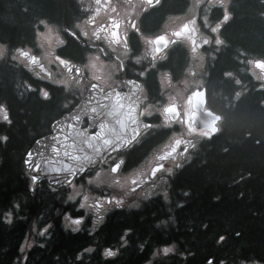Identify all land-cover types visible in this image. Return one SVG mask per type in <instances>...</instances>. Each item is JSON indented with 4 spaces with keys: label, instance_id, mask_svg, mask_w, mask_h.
<instances>
[{
    "label": "trees",
    "instance_id": "1",
    "mask_svg": "<svg viewBox=\"0 0 264 264\" xmlns=\"http://www.w3.org/2000/svg\"><path fill=\"white\" fill-rule=\"evenodd\" d=\"M85 2L0 0V43L6 47L0 105L10 120H0V136L7 137L0 140V264H143L154 253L153 264H264V83L249 73L250 62L264 63V0L228 1L219 29L223 44L207 65L209 106L222 119L219 133L194 147L189 165L172 177L168 201L122 204L94 223L93 232L89 205L84 215L72 213L66 188L33 183L26 171L25 153L62 114L63 87H48L44 99L37 91L41 82L11 56L36 44L40 20L69 27ZM67 216L83 217L81 227L73 231ZM42 222L49 223L46 233ZM119 241L127 242L119 258H105L104 248ZM163 247L173 250L164 256Z\"/></svg>",
    "mask_w": 264,
    "mask_h": 264
},
{
    "label": "flooded vegetation",
    "instance_id": "2",
    "mask_svg": "<svg viewBox=\"0 0 264 264\" xmlns=\"http://www.w3.org/2000/svg\"><path fill=\"white\" fill-rule=\"evenodd\" d=\"M105 3L111 7H104ZM226 4L227 0H151V5L146 3V0H101L100 5H97L95 0H86L79 17L69 27L64 25L60 27L58 34L64 43L57 46L58 56L70 60L72 66L80 67L82 70L90 56H100V62L97 63L95 70H84L80 75L60 65L59 72L49 78L41 73V71L52 73L49 68L42 64L32 65L34 72H30L31 77L37 78L43 85L38 87V93L40 94L41 89L51 93L48 87L56 89L61 85L53 80L66 81V84L74 88L73 94H67V97L73 99L72 107L85 100L91 84H96L104 93L128 94L129 99L136 91V99L140 103L139 113H144L139 116L152 125L142 131L137 138L138 142H133L126 149L113 153L104 163L85 175L94 170H107L113 162L119 163L120 167L117 173L112 174L134 173L139 168L146 167L153 153L169 140L174 138L168 149H163L162 153L157 155V161L160 156L170 152L175 140L190 141L193 145L192 140L197 134L201 136L200 133H207L204 129H196L192 123V94L194 90L206 89L210 85V81H207L210 70L206 66V60L217 53L216 48L219 44L216 41L217 39L221 41L219 27L226 19L224 12ZM97 8L98 12L95 11ZM94 12L95 22L88 23V16ZM131 20H135L138 32L131 28ZM114 23H119L118 30L112 28ZM98 28L99 39L92 35ZM105 28L118 31L119 40L113 43L111 36L103 30ZM82 32H87L88 35H81ZM177 32L179 35H176ZM157 35H164L167 42L158 45L148 43V40H153ZM125 40L128 44L127 53L124 48ZM75 45L78 47V53H74V58H71L69 52L76 48ZM156 47L160 48L159 52L154 51ZM133 57H139V61ZM121 62L124 68L117 70V65ZM99 65L102 67L101 70ZM94 75L100 79H94ZM195 78L198 85L194 87ZM77 80L79 84L76 83ZM29 86V91H35L32 85ZM62 87L65 88V85ZM206 99L209 103L207 92ZM63 105L64 102L62 114L52 120L60 118L65 113ZM166 106L173 107H169L170 113L164 114L163 108ZM207 108L206 104L204 109ZM165 115L169 119L165 120ZM87 125L88 122L84 119L83 127ZM190 128L193 130L189 131ZM183 147H189L188 143L177 147L175 152L163 160L169 162L180 156L177 163L181 164V167H176L175 171H181L189 165V151L183 152ZM141 151L140 155H131ZM151 178L154 177L151 175ZM155 178H159L156 184L160 186L163 176L157 174ZM160 187V190H165L163 185ZM108 190L100 188V191H95L97 199L102 201L100 198L104 194L126 195L125 200L134 195L112 190L107 192ZM89 221L92 222V218ZM125 247H127L125 241H119L113 249L105 247L103 253L105 249L115 253L114 256L105 258L118 259L120 251ZM154 259L151 256L150 260L143 264H151Z\"/></svg>",
    "mask_w": 264,
    "mask_h": 264
},
{
    "label": "snow or ice",
    "instance_id": "3",
    "mask_svg": "<svg viewBox=\"0 0 264 264\" xmlns=\"http://www.w3.org/2000/svg\"><path fill=\"white\" fill-rule=\"evenodd\" d=\"M97 5H100L101 0H95ZM146 3H148L149 5H151V0H146ZM104 7H111L109 4L105 3ZM96 12L99 11V8H97L95 10ZM112 11H115V8H112ZM94 16H95V12L93 13V15L88 16L87 18V22L88 23H94ZM39 23L41 25L44 26V28L47 30V32L45 33H39V35L41 37H43L44 39H50L48 33H51L53 31L52 28H50L44 20H40ZM130 26L133 29V31L138 32L139 29L136 27V22L135 20H131L130 21ZM112 28L114 29H119V23H114L112 25ZM105 32H107L111 38H112V42H117L119 40V32L118 31H113L111 29H103ZM99 31L100 29L98 28L97 31H94L92 33L93 36H95L97 39H99ZM81 35L87 36L88 33L87 32H82ZM176 35H179V33L177 32ZM166 37L164 35H157L155 36V38L153 40H148V43L150 44H159V43H166ZM56 43L62 45L64 43L63 40H61L58 36L56 38ZM124 48L126 50V53L128 51V44L127 41L125 40L124 43ZM16 53L19 54V56L21 57H25V58H29L30 60H32L33 62H36L37 58L35 56H30L28 51L22 50L20 48H17ZM101 51H103V49H101ZM155 52H159L160 48L156 47L154 49ZM4 55L3 52V45H0V57H2ZM14 59L16 57H13ZM134 59L137 60V62L139 61V57H133ZM56 60L59 62L60 65H63L65 68H67L69 71H75V73L77 75L82 74V71L84 70H95L97 63L100 62V56H90L88 59V63L86 65H84V69L82 70L80 67H75L71 65L70 60L68 59H63L60 56H56ZM124 68V64L121 62L119 65H117V70H122ZM140 75H144V73H140ZM167 77V74L165 73V78ZM96 80H99L100 77L99 76H95L93 77ZM57 84H61V85H66V81H56ZM77 84H79V80L76 81ZM30 87V86H29ZM91 89H96L97 85L96 84H91ZM40 94L44 99H48L49 98V92L45 91L44 89L40 90ZM116 96H119L120 93L117 92L115 93ZM105 99H107V97H105ZM92 103L91 100L88 101V104L81 106L79 104L76 105V109H80V112H77L75 110H73V115L71 117V120L73 122H79L82 119L81 116V112H83V118L85 120H87L88 123H91L93 120H96V128L93 131V133L91 135H85L83 131H79L76 132V136L80 137V139L77 140H73L71 142V146H69L66 150H65V156H68L70 158L71 161H79L80 157L78 155H72L71 153L74 152L76 150V145H83L86 146L87 149L91 150L92 152H96L99 153V151L101 150V148H106V147H111L113 144H115V147L117 150H119L121 147H127L131 142H138L137 137L139 135V132L137 130V128L134 127H130L129 123H127L126 121L130 122L131 125H137L139 124V120L136 118V115H134L135 113V105L134 104H129L127 111L123 114V116H121L120 118L115 119V126L113 127H109L107 120L104 118L105 117V111L107 110V116H114L115 113L117 112H121L124 109V105L123 104H119V102H117L119 104L118 107H113V108H109V106L107 104H97L96 107H88V105H90ZM169 107H173V106H166L163 108V113L167 114L170 113L169 112ZM65 108L67 109V105L65 106ZM0 112H3V120L6 122L10 123L9 117L7 112L4 110L3 105H0ZM89 113H91L92 115H89ZM143 112H140L139 115H143ZM149 115H151V112L148 113ZM169 119V117L167 115H165V120ZM54 123H57L54 121ZM67 127L70 128H75V123H71L66 125ZM144 127H152V125H144ZM193 129L190 128L189 131H192ZM57 132H60V127L59 124L57 123ZM106 132L108 133V135L106 136ZM129 132L132 133V135H129ZM205 136H208L207 133H204ZM7 138L0 136V140H6ZM65 141H68L69 137L67 135L64 136ZM37 143L39 144L40 141H37ZM185 143H188L189 147L194 148L195 145H192L191 142H185L182 140H175L173 146L171 147L170 152L165 153L164 155L160 156L158 158L159 161H163L165 160L169 155H171V153L175 152L177 147H180L182 145H184ZM64 145H60L59 143H53L51 146V150L56 153L57 155L59 154V152L64 148ZM189 147H183V152H188L189 151ZM80 152L84 151V147H80L79 148ZM26 156L28 158L25 159V164H27L29 166V168H32L33 170H38L39 168V163L34 159V157L36 156L35 153L29 151L26 153ZM84 161L87 162L89 161V157L88 156H84ZM44 163H48V161H44ZM122 163V162H121ZM65 169L69 172H71L73 169L79 170V171H84L85 170V164L84 163H72V164H65L64 165ZM120 167L119 163L113 162V164L110 166V170L112 173H117L118 169ZM177 168L181 167V164H176ZM55 171L59 172L60 169L59 168H55ZM162 171H166L168 173L172 172V168H166L164 163H160L157 162L155 167H153L151 169V175L153 177H155L157 175L158 172H162ZM32 181L35 182L37 179L36 175H32L31 177ZM145 180L148 179V177L146 176L144 178ZM135 183V182H134ZM141 187L140 184H136L135 188H132L131 191L135 192L137 191L139 188ZM151 195H162L163 199L165 201L168 200V193L165 190L163 193H152L150 192L148 194V196L145 197V199L149 198ZM185 195H187V193H185ZM69 199H71V197H69ZM86 199V197H85ZM113 201H115V207H121L122 206V201L116 199L115 197H112L111 200L108 201V203H112ZM100 206V201H97V207ZM81 207H84V204H81ZM83 219V217H78L76 219H74L72 221L73 224L79 226L81 223V220ZM163 223V222H162ZM76 229L73 228V231H75ZM41 234H43V231L41 232ZM237 235H239V233H237ZM123 239V237H122ZM224 237L220 236L219 240H223ZM126 242V241H125ZM23 250V249H22ZM88 251V250H86ZM163 252L164 253H169L171 252L169 247H165L163 248ZM105 253L109 256L114 255L115 253L109 249H105ZM156 253H154L153 255H155ZM79 258V257H78ZM208 264H212L211 260L208 262Z\"/></svg>",
    "mask_w": 264,
    "mask_h": 264
},
{
    "label": "water",
    "instance_id": "4",
    "mask_svg": "<svg viewBox=\"0 0 264 264\" xmlns=\"http://www.w3.org/2000/svg\"><path fill=\"white\" fill-rule=\"evenodd\" d=\"M257 66L262 67V65L259 62H256ZM198 94V95H196ZM195 96V113L193 116V121L195 124L196 128H204L209 130L212 134L215 133L216 131V126L215 123L216 121L220 118L218 115L212 113L210 110L206 111H201V109L204 107L205 103V97H204V90H202L199 93H196ZM107 97V99H105ZM115 94L112 92H108L103 94L99 89H90L85 100L82 101L79 105L84 106L88 104V101L91 100L93 107H96L97 104H111L114 101ZM119 98L121 100L120 104L124 105V109L121 112H117L114 114V116H107V110L105 111V119L108 122L109 127L115 126V119L120 118L123 116V114L127 111L128 105L129 104H134L135 105V113L136 118L138 119V103L133 100V98L130 96V99L127 95L120 94ZM119 106V105H118ZM117 106V107H118ZM88 107H90L88 105ZM77 112H80V109H76V107L73 109ZM73 110L62 116L61 118H58L55 122L59 124L60 127V132H57V123H52L51 125V130L52 132L48 135H45L41 138H38L35 140V142L30 146V148L27 150V152L31 151L36 154L34 159L39 163V168L38 170H33L32 168H29L27 164H25V159L28 158L26 156V153L23 157V162L24 166L29 174L30 177L32 175H36L37 179L33 183H40L42 181H46L50 186L54 188H61L68 186L72 180L75 177H79L81 174H83L87 169L93 168L97 166L98 164L102 163L105 157H107L109 154H111L114 151H117L115 144H113L111 147H106V148H101L99 153L92 152L91 150L87 149L86 146L79 145L77 144L76 150L72 152V155H78L80 157L79 161H71L68 156H65V150L71 146V142L73 140H79L80 137L76 136V132L83 131L85 135H91L88 133L89 129H95L96 128V120H93L91 123H89L87 128H82L81 123L83 118V112H81L82 119L79 122H73L71 120V117L73 115ZM89 115H92L89 113ZM129 123L130 127L137 128L138 132L140 133L144 127V123H140L137 125H131L130 122L126 121ZM75 123V128H70L67 127L66 125ZM67 135L69 137L68 141H65L64 136ZM108 133L106 132V136ZM129 135H132L131 132H129ZM37 141H40L38 144ZM59 143L60 145H64L65 147L59 152L57 155L51 150V146L53 143ZM131 143V141H130ZM84 147V151L80 152L79 148ZM126 147H121L120 149H123ZM84 156L89 157V161L85 162L84 161ZM44 161H48V163H44ZM72 163H84L85 164V170L84 171H79L76 169H73L71 172L67 171L64 167L65 164H72ZM59 168L60 171L57 172L54 169ZM211 260L212 264L213 261L212 259H208L204 262V264H208V262Z\"/></svg>",
    "mask_w": 264,
    "mask_h": 264
},
{
    "label": "rangeland",
    "instance_id": "5",
    "mask_svg": "<svg viewBox=\"0 0 264 264\" xmlns=\"http://www.w3.org/2000/svg\"><path fill=\"white\" fill-rule=\"evenodd\" d=\"M50 28L53 29L51 33H48L50 39H44L43 37L39 35V33L47 32V30L44 27H42L36 36V40H37L36 44L30 50L29 49L27 50L30 56H35L37 58L36 62H33L29 58L20 57L18 53H12L11 54L12 59L14 60L13 57H16L15 58L16 62L25 64L31 71H33V69L31 68L32 65H40V64L44 65L50 70L53 69V71H57L60 64L56 60V56H58V54L55 53V51L57 50V46H58V44L56 43V38L57 36L59 37V34H58V29L56 27H50ZM0 45H3V44L0 43ZM3 52L5 55L6 47L4 45H3ZM53 64L56 65V68H53ZM99 69L100 70L102 69L101 65H99ZM250 71L256 80L264 83V70L259 69L256 66H254L253 61L250 66ZM41 73H43L42 75L47 78L56 74V73H52L50 75L49 73L42 72V71ZM53 81L56 83V81L58 80H53ZM197 85H198V81L195 78L193 82V86L195 87ZM3 114H4L3 112H0V120H3L2 118ZM173 140L174 138L169 140L162 147L160 146L155 151V153H153V155L150 158V161L146 164V167L139 168L134 173L127 174V173L121 172L117 175H114L112 174L110 168H108L107 170H104V169L99 170V171L95 170V171H92L88 176H86L82 180H78L77 183L74 184L73 186L66 188L65 194L68 196L67 201L71 203H75V207L72 213H79L81 211L83 213L81 215H84L87 210L88 202L86 199H83L84 187H87V188L89 187L95 191H100V188L104 187L114 192H124L125 194L136 193L138 195H143L147 191L146 186L148 184L153 183L154 180L156 179L155 177L151 178V169L155 167L157 162L164 163L166 168H172V172L176 168V164H178L177 162L181 158L180 156H178L176 160H170L169 162L168 161L166 162L157 161L156 159L157 155L162 153L163 149H168V147L172 144ZM157 174H160L161 176V175L170 174V173L166 171H162V172H158ZM146 176L148 177L147 180L144 179ZM136 184H140L141 187L135 192L131 191L132 188L136 187ZM87 194H89V192H87ZM69 197H71V199H69ZM112 197H115L118 200L126 199V195L115 196V195L104 194L100 199L106 203L107 209L109 210L115 208V201H113L112 203H108V201L111 200ZM91 198H94V196H91ZM81 204H84V207H81ZM83 217L87 218L86 215ZM40 224L43 225L44 233H46L48 231L49 223L42 222ZM43 230H39V232L41 233ZM31 242H32V236H29L26 239L23 247L27 249L28 247L31 246Z\"/></svg>",
    "mask_w": 264,
    "mask_h": 264
},
{
    "label": "bare ground",
    "instance_id": "6",
    "mask_svg": "<svg viewBox=\"0 0 264 264\" xmlns=\"http://www.w3.org/2000/svg\"><path fill=\"white\" fill-rule=\"evenodd\" d=\"M117 102H119V104H120L121 100H120L119 96L115 95L114 101L108 105L109 108L117 107L119 105Z\"/></svg>",
    "mask_w": 264,
    "mask_h": 264
},
{
    "label": "clouds",
    "instance_id": "7",
    "mask_svg": "<svg viewBox=\"0 0 264 264\" xmlns=\"http://www.w3.org/2000/svg\"><path fill=\"white\" fill-rule=\"evenodd\" d=\"M221 41L219 40V39H217V41H216V43H220ZM22 57V56H21ZM5 138H7L6 136H4ZM219 242V241H218ZM169 249H170V251H172L173 250V248L172 247H169ZM86 250H88V251H92V249L91 248H89V249H86ZM103 255L105 256V257H111V256H109V255H107L105 252L103 253ZM115 255V254H114ZM114 255H112V256H114Z\"/></svg>",
    "mask_w": 264,
    "mask_h": 264
}]
</instances>
